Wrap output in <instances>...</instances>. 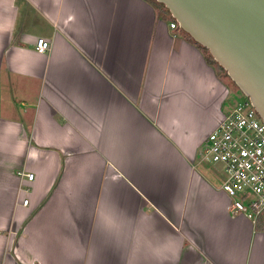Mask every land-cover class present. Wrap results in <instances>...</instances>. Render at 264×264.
Here are the masks:
<instances>
[{
	"label": "crops",
	"instance_id": "0c3cea01",
	"mask_svg": "<svg viewBox=\"0 0 264 264\" xmlns=\"http://www.w3.org/2000/svg\"><path fill=\"white\" fill-rule=\"evenodd\" d=\"M173 21L0 0V264H264V214L232 216L201 165L230 79Z\"/></svg>",
	"mask_w": 264,
	"mask_h": 264
},
{
	"label": "water",
	"instance_id": "95a60500",
	"mask_svg": "<svg viewBox=\"0 0 264 264\" xmlns=\"http://www.w3.org/2000/svg\"><path fill=\"white\" fill-rule=\"evenodd\" d=\"M207 50L264 123V0H153Z\"/></svg>",
	"mask_w": 264,
	"mask_h": 264
},
{
	"label": "built area",
	"instance_id": "2783aa9c",
	"mask_svg": "<svg viewBox=\"0 0 264 264\" xmlns=\"http://www.w3.org/2000/svg\"><path fill=\"white\" fill-rule=\"evenodd\" d=\"M177 28L175 21L170 23ZM50 49V42L38 39V53ZM209 164H220L225 175L221 191L229 198L232 216L243 215L256 221L264 213V123L252 104L243 101L227 112L209 134L202 154ZM28 181L33 174H21ZM27 200L23 203L26 205Z\"/></svg>",
	"mask_w": 264,
	"mask_h": 264
},
{
	"label": "rangeland",
	"instance_id": "374dc122",
	"mask_svg": "<svg viewBox=\"0 0 264 264\" xmlns=\"http://www.w3.org/2000/svg\"><path fill=\"white\" fill-rule=\"evenodd\" d=\"M224 75H226V73ZM228 85H229L230 96H229V100L227 101V103L230 105V108H233L238 103L243 101L244 96L231 80L228 82ZM201 162H202L201 165L203 166V169L205 168L207 170V173L212 178L218 179V180L220 179L221 181L224 180L225 175L223 172V168L220 164H209L206 161L202 160V157H201Z\"/></svg>",
	"mask_w": 264,
	"mask_h": 264
},
{
	"label": "trees",
	"instance_id": "16d2710c",
	"mask_svg": "<svg viewBox=\"0 0 264 264\" xmlns=\"http://www.w3.org/2000/svg\"><path fill=\"white\" fill-rule=\"evenodd\" d=\"M148 2H150L151 4H153L154 6H156L160 11L164 12V13H168V11L164 8L163 5L156 3L153 0H147ZM169 14V13H168ZM187 36V35H186ZM188 37V36H187ZM189 38V37H188ZM190 39V38H189ZM191 40V39H190ZM192 41V40H191ZM193 42V41H192ZM204 54L206 57V60L210 63V64H214L216 65L217 69L222 71L224 74V70L222 68H220L210 57V55L208 54L207 50H205L204 48H202L201 46H199L198 44H196L195 42H193Z\"/></svg>",
	"mask_w": 264,
	"mask_h": 264
}]
</instances>
